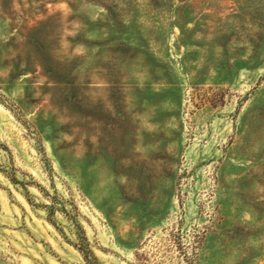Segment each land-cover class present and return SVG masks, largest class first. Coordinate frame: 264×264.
Here are the masks:
<instances>
[{"label":"rangeland","instance_id":"1","mask_svg":"<svg viewBox=\"0 0 264 264\" xmlns=\"http://www.w3.org/2000/svg\"><path fill=\"white\" fill-rule=\"evenodd\" d=\"M0 264H264V0H0Z\"/></svg>","mask_w":264,"mask_h":264}]
</instances>
